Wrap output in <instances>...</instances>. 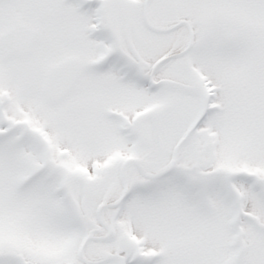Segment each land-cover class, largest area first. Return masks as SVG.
Segmentation results:
<instances>
[{"label":"snow or ice","instance_id":"1","mask_svg":"<svg viewBox=\"0 0 264 264\" xmlns=\"http://www.w3.org/2000/svg\"><path fill=\"white\" fill-rule=\"evenodd\" d=\"M0 264H264V0H0Z\"/></svg>","mask_w":264,"mask_h":264}]
</instances>
